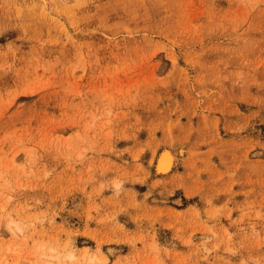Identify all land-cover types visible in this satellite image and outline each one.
<instances>
[{"label":"rangeland","instance_id":"374dc122","mask_svg":"<svg viewBox=\"0 0 264 264\" xmlns=\"http://www.w3.org/2000/svg\"><path fill=\"white\" fill-rule=\"evenodd\" d=\"M0 264H264V0H0Z\"/></svg>","mask_w":264,"mask_h":264},{"label":"bare ground","instance_id":"6f19581e","mask_svg":"<svg viewBox=\"0 0 264 264\" xmlns=\"http://www.w3.org/2000/svg\"><path fill=\"white\" fill-rule=\"evenodd\" d=\"M160 171L163 170L162 173H168L174 165V157L170 151H164L160 156Z\"/></svg>","mask_w":264,"mask_h":264}]
</instances>
